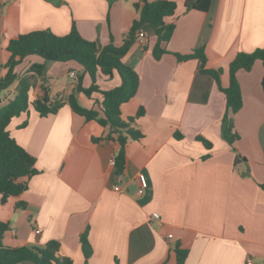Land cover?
<instances>
[{
  "label": "crops",
  "instance_id": "crops-1",
  "mask_svg": "<svg viewBox=\"0 0 264 264\" xmlns=\"http://www.w3.org/2000/svg\"><path fill=\"white\" fill-rule=\"evenodd\" d=\"M165 1L177 4L167 20L174 24L165 44L168 53L153 58L157 36L144 26L145 39L134 33L122 58L136 73L138 87L120 106L121 118L139 110L143 114L131 124L142 138L127 141L121 176L110 165L119 149L116 135L103 139L107 128L85 121L67 104L78 76L84 88L91 85L83 68L50 62L43 84L27 72L42 63L38 57H27L16 67L18 80L0 92V106L13 99L20 79L30 78L29 108L7 130L35 159L37 174L21 195L0 202V222L9 227L4 246L43 248L54 240L58 257L71 264H176L177 246L188 251L183 264H264L263 64L256 61L250 71L236 75L242 106L233 117L239 138L230 146L221 136L223 93L200 70L199 60L179 62L174 56L204 49V69H220L226 88L234 57L264 48V0H211L207 12L185 11L184 0ZM142 3L60 0L54 6L48 0H0V77L6 73L1 66L10 56L9 41L32 31L63 36L74 23L84 39L120 47L138 18L135 5ZM95 84L105 91L119 86L120 79L113 72L97 76ZM42 86L51 102L63 103L56 114L41 117L34 111L31 104L43 96ZM99 100V94L77 96L87 109H96ZM236 155L245 161L235 164ZM82 235L90 247L88 258Z\"/></svg>",
  "mask_w": 264,
  "mask_h": 264
},
{
  "label": "trees",
  "instance_id": "trees-1",
  "mask_svg": "<svg viewBox=\"0 0 264 264\" xmlns=\"http://www.w3.org/2000/svg\"><path fill=\"white\" fill-rule=\"evenodd\" d=\"M211 0H184V10L207 12ZM138 18L133 22L129 35L120 47L112 44L101 46L96 41H88L81 37L73 23L69 33L63 36L55 35L49 31H32L9 41L7 51L10 56L8 61L1 66L6 69L4 76L0 77V92L9 89L18 76L15 72L17 66L27 57H38L42 63L30 65L27 72H32L43 84L46 83V65L50 62H74L81 66L90 79L88 88L82 86V76H78L74 89L68 97L67 104L72 112L85 121H96L99 125L108 129V134L103 139H112L116 135L119 149L116 154V174L123 175L125 166V145L128 140L138 141L142 134L133 129L131 124L143 114L139 110L134 117L127 120L121 118L120 106L128 102L136 94L138 77L136 73L122 62V58L128 52L133 43V35L144 26L152 28L157 36V42L152 49V56L159 60L167 54L165 44L169 42L174 31V24L168 23L177 12V4L173 1L158 0L149 2L143 0L141 7L135 5ZM179 62L197 59L201 62V71L211 75L219 91L225 97V112L221 123V136L230 146L239 136L234 128V115L241 109L242 99L236 75L239 71L248 72L256 61H260L264 67V48L256 49L251 53H238L228 65L229 84L222 88L220 69H204L206 56L204 49H196L186 55H174ZM116 72L120 79V85L105 91H100L96 86L97 76L111 77ZM32 88L31 80L23 77L18 81L16 93L13 99L0 106V202L3 204L9 197H17L27 189L28 180L37 174L35 159L29 155L10 136L7 127L11 120L29 108L28 93ZM264 94V74L261 81ZM43 96L32 103L35 112L41 117L56 114L63 106L62 102H51L46 87L42 86ZM79 94L90 97L99 94L97 108H85L77 101ZM25 125H22V127ZM205 149H210L211 144L201 137L196 138ZM101 140V139H95ZM244 158L236 155L235 164ZM264 189V184L261 185ZM9 230L6 223L0 222V264H71L67 257H58L59 243L49 241L43 248H10L3 245L4 234ZM82 250L85 258L90 254V247L86 236L81 237ZM176 264H183L188 251L175 248Z\"/></svg>",
  "mask_w": 264,
  "mask_h": 264
},
{
  "label": "built area",
  "instance_id": "built-area-1",
  "mask_svg": "<svg viewBox=\"0 0 264 264\" xmlns=\"http://www.w3.org/2000/svg\"><path fill=\"white\" fill-rule=\"evenodd\" d=\"M10 1H14V0H10ZM145 37H146V36H145L144 31H143L142 29H139V30L137 31V33H136V38H138L139 40H143V39H145ZM70 77L73 78V79L76 78L74 73H70ZM115 164H116V155H113V156L111 157V159H110V165H111L112 167H115ZM113 189H114L115 191H121V187H120L119 185H115V187H114ZM136 192H137V194L141 195V194L143 193V190H142V188H138ZM152 218H153V219H158L159 216H158V214L154 213V214L152 215ZM35 232H36V233H39L38 230H36ZM170 237H171V236H169V238H170ZM247 264H252V263H251V262H248Z\"/></svg>",
  "mask_w": 264,
  "mask_h": 264
},
{
  "label": "water",
  "instance_id": "water-1",
  "mask_svg": "<svg viewBox=\"0 0 264 264\" xmlns=\"http://www.w3.org/2000/svg\"><path fill=\"white\" fill-rule=\"evenodd\" d=\"M48 1L51 2V4H53L54 6H59L60 4V0H53V1L48 0Z\"/></svg>",
  "mask_w": 264,
  "mask_h": 264
}]
</instances>
